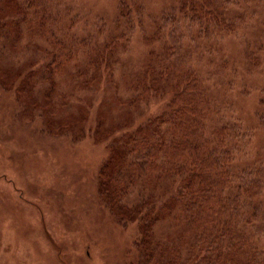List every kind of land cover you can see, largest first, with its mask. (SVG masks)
<instances>
[{
	"label": "rangeland",
	"instance_id": "rangeland-1",
	"mask_svg": "<svg viewBox=\"0 0 264 264\" xmlns=\"http://www.w3.org/2000/svg\"><path fill=\"white\" fill-rule=\"evenodd\" d=\"M4 1L0 0V264H157L142 257V227L115 219V197L123 192L111 182L118 180L112 167L121 166L111 156L128 151L119 139L130 145L129 136L144 124L141 118L172 113L177 92L172 85L180 84L181 89L187 82L201 84L214 105L213 118L205 121V138L214 131V141L221 140L217 131L228 128L226 149L233 156L236 182L226 193L231 199L242 196V215L251 207L259 209L257 221L240 228L250 233L257 254L264 252V232L254 230L264 226V0H47L43 12L37 5L28 16L14 15ZM113 43L118 89L111 88L105 99L101 92L75 88L70 79L73 64L56 71L45 59L61 49L80 55L94 47L105 52ZM174 47L196 80L185 73L171 75L164 92L123 112L120 101L129 94L134 73H143L152 52L170 55ZM77 61L85 63V57ZM168 127L166 123L162 129ZM254 180L260 184L250 188ZM127 186L119 201L125 210L126 204L141 199L144 188L137 183ZM144 189L145 199L152 192ZM153 193L155 201L146 205L156 217L145 238L148 246L175 245L179 264H211L206 250L191 247L193 231L179 209L168 214L162 207L168 196H160L159 190Z\"/></svg>",
	"mask_w": 264,
	"mask_h": 264
},
{
	"label": "trees",
	"instance_id": "trees-1",
	"mask_svg": "<svg viewBox=\"0 0 264 264\" xmlns=\"http://www.w3.org/2000/svg\"><path fill=\"white\" fill-rule=\"evenodd\" d=\"M46 1L27 0L23 4L22 0H5L2 4L8 6L10 12L16 16H28L37 5L43 12ZM32 13L38 14L37 11ZM29 21L30 18L26 22ZM18 22L20 24L19 20ZM33 25L39 30L43 26L39 24L38 27L36 22H33ZM41 35L46 38V41L50 39L46 32ZM120 39L123 38L120 37ZM84 44L85 42H78L79 46ZM115 49V43L108 46L105 52L99 47H94L88 52L81 50V55L80 51L73 53L70 51L66 54L61 49L57 53H49L51 59L46 57L45 59L49 60V66L52 65L56 71L61 69L64 72L67 65L73 64L70 79L76 83L75 88L85 87L89 91H94V94L101 92L104 97L111 88L118 89L113 76V68L117 62ZM175 49L178 48L174 47L170 55L152 52L143 73H134L135 77L132 78L127 89L129 94L123 96L120 101L123 112L130 113L139 103L147 104L153 94L164 92V87L168 85L167 80L171 75L185 73L192 77L188 65L181 57L178 58V50ZM81 56L85 57V63L81 64L77 61ZM72 60L77 63L70 62ZM35 64H37L36 61L32 63V65ZM193 79L196 80V78ZM186 84L181 89L180 84H169L172 85L173 91H177L171 100L175 107L172 113L141 118V124H144L129 136L130 145H127L122 138L119 139L128 151L118 154L112 152L111 157L120 161L121 166L117 170L112 167L118 180L111 178V182L117 191L123 192L115 197V204L119 205V212L113 213L117 215L115 219L121 223L125 220L135 222L142 227L145 236L140 242L143 246H139L140 249L143 247L142 257H149L157 264L161 262L179 264L180 250L175 245L174 248L166 249L159 244L154 249L148 246L149 242L145 239L150 237L151 225L156 222L152 208L148 210L146 205L155 201L153 192L156 194L159 190L160 196L164 194L165 197L168 196V201H164L165 205L160 201L164 210L169 209V214L179 209L187 221L188 229L193 231V235L189 237L194 239V245L191 247L194 251L199 248L201 251L206 250V254L211 257V264H239V261L241 264H264V252L257 254L250 233L247 234L240 228V225L251 227L258 219L259 209L251 207L242 215V196L239 194L237 197L232 196L233 199H231V196H227L226 193V188L234 186L236 182V177L231 170L233 156L226 149L228 128L215 130L221 136V140L216 137L214 141V131L210 138H205L207 132L205 121L213 118L214 105L201 84L199 87L197 83L187 82ZM92 97L88 96L87 99ZM105 107L111 112L108 104H105ZM100 112L98 110L97 113ZM121 118L122 121L126 119L124 115ZM166 123H169L170 127L162 129ZM145 125L147 127L142 129ZM88 130V133L92 132L91 129ZM170 134L175 137L172 138ZM178 138H182L183 141ZM215 143L217 144L214 147ZM112 151H114L113 147ZM134 183L142 184L152 193L144 199L145 189H141V199L135 205L126 204L128 208L125 210L119 201L127 194V184L132 186ZM259 184L256 180L248 183L250 188ZM106 190L109 189L106 188ZM241 190L245 193L247 188L244 187ZM160 199L161 197L158 201ZM254 230L264 232V226L256 227ZM256 237L261 236L256 235ZM139 264H142V261Z\"/></svg>",
	"mask_w": 264,
	"mask_h": 264
}]
</instances>
